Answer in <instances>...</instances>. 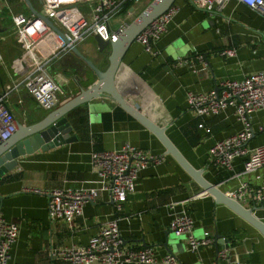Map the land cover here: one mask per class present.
Segmentation results:
<instances>
[{
    "label": "crops",
    "instance_id": "crops-1",
    "mask_svg": "<svg viewBox=\"0 0 264 264\" xmlns=\"http://www.w3.org/2000/svg\"><path fill=\"white\" fill-rule=\"evenodd\" d=\"M29 1L36 10L33 0ZM152 1L131 2L111 20L110 28L130 24ZM172 4L177 10L153 43L158 53H146L133 40L115 71L116 89L154 126L165 128L169 142L191 168L201 171L205 182L224 194L242 180L257 186L264 180V165L249 174H239L243 158L233 159L230 169L208 166L209 146L242 127L233 109L226 107L214 116H195L186 105L185 92H206L220 80H240L251 73L264 72V18L235 0H228L212 12L193 8L189 0H174ZM23 6L28 12L22 0H0V94L9 86L4 103L15 123L25 125L41 119L95 82L96 77L71 52L57 54L49 61L47 71L51 66L50 76L67 93L52 109L41 108L22 84L24 73L30 69V58L17 41L9 18L10 12L22 13ZM85 40L78 51L103 70L109 46H98L94 37ZM59 45L60 41L47 33L38 53L51 54ZM228 48L234 50L231 56L220 54ZM198 54L203 57L202 62L196 59ZM178 58H185L187 63L176 64ZM65 117L71 128L68 141L19 156L17 165L0 179V217L17 224L7 264H68L52 260L50 250L86 244L103 221L114 217L122 243L131 248L151 247L156 260L170 252L178 264H208L216 251L225 249L223 264H264V238L203 191L166 154L158 137L125 110L98 97L73 107ZM263 121L264 108L251 113L248 148L264 143L260 129ZM199 123L201 127L197 126ZM125 142L162 158L138 173L134 190L120 211H114L106 191L99 190L95 200L83 205L82 214L71 225L62 220L49 224L45 192L99 188L100 180L90 166V153L115 150ZM182 211L192 218L193 236L220 235L217 240L213 238L216 247L212 243L189 251L182 237H174L168 224ZM252 213L264 222V201Z\"/></svg>",
    "mask_w": 264,
    "mask_h": 264
},
{
    "label": "built area",
    "instance_id": "built-area-1",
    "mask_svg": "<svg viewBox=\"0 0 264 264\" xmlns=\"http://www.w3.org/2000/svg\"><path fill=\"white\" fill-rule=\"evenodd\" d=\"M40 14L48 18L63 34L67 43L50 30L39 18L31 13L27 16L20 12H10L9 18L17 41L30 58V69L22 78V84L37 104L45 109H52L67 91L58 84L47 71L49 61L59 53L70 52V44L78 46L87 38L97 36L102 41H115L128 24H119L110 28L111 20L119 14L125 0H36ZM135 2L136 0H130ZM228 0H189L195 9L212 12L220 9ZM258 12L264 18V0H235ZM84 6L83 10L81 7ZM171 4L161 14L153 18L135 36L146 53L154 56L158 52L153 43L165 30L167 22L176 12ZM138 17V16H137ZM136 19V18H135ZM49 33L60 41V45L51 54L42 56L38 53L39 45ZM232 48L220 52L231 56ZM199 62L203 61L197 55ZM185 58H178L176 64H186ZM6 91L0 94V142L9 138L16 130L12 112L4 103ZM188 109L198 117L218 114L226 107H231L242 127L239 131L213 142L207 150L208 166L230 169L235 158H243L239 174H249L264 165V143L248 148L247 141L252 135L249 123L250 115L257 109L264 108V72L251 73L240 80L223 79L206 92H185ZM201 127V123L197 125ZM260 129L264 132V121ZM162 156L154 155L127 142L115 150L92 151L90 166L100 180L99 188L54 189L45 192L47 197L46 216L49 224L62 220L68 225L82 214V207L95 200L99 190L106 191L114 211H120L121 204L134 190L138 173L148 165L155 164ZM26 190V189H25ZM29 191V190H28ZM37 192V190H30ZM245 208L253 210L264 201V180L257 186L246 181H239L230 192L225 193ZM192 218L184 211L174 215L168 224L169 231L184 239L189 251L214 243L208 236L197 238L192 234ZM17 236V224L0 217V264H7L9 250ZM52 260H62L68 264H178L177 258L166 252L155 259L151 247L131 248L122 243L116 218L106 219L97 232L86 244L52 248ZM226 250L220 249L208 264H223Z\"/></svg>",
    "mask_w": 264,
    "mask_h": 264
},
{
    "label": "water",
    "instance_id": "water-1",
    "mask_svg": "<svg viewBox=\"0 0 264 264\" xmlns=\"http://www.w3.org/2000/svg\"><path fill=\"white\" fill-rule=\"evenodd\" d=\"M174 0H153L130 24L125 31L113 42L102 41L99 37L93 36L98 44L109 46L107 65L103 70L98 69L89 59L82 55L76 47L69 45L70 52L80 59L95 75L96 80L77 94L69 98L58 107L47 112L38 121L29 124L16 123V130L6 140L0 142V179L8 171L17 165L16 159L19 156L31 154L36 150H45L70 139L68 133L71 130L65 114L73 107L87 103L92 98H106L125 110L143 126L154 133L165 147L166 154H169L194 180L203 191L209 193L216 202L225 205L245 222L252 226L264 238V222L256 218L251 209L245 208L216 187L205 182L201 177V171L191 168L182 158L178 151L169 142L164 134V127H156L147 118L135 109L118 92L114 84V74L121 60V57L128 45L134 40L136 34L145 27L150 20L161 14L169 7ZM29 13L39 18L46 26L55 32L63 43L67 40L57 27L45 16L35 10L29 0H22ZM1 202V197H0ZM179 238L178 236H174ZM220 235L214 234V239ZM181 238V237H180ZM226 241V239H224ZM165 245V244H164ZM216 247V243H213ZM228 247V243L226 244Z\"/></svg>",
    "mask_w": 264,
    "mask_h": 264
},
{
    "label": "rangeland",
    "instance_id": "rangeland-1",
    "mask_svg": "<svg viewBox=\"0 0 264 264\" xmlns=\"http://www.w3.org/2000/svg\"><path fill=\"white\" fill-rule=\"evenodd\" d=\"M32 3V2H31ZM33 4H34V6L37 8L38 7V5H37V1L36 0H33ZM22 14H24L25 16H27L28 15V12L26 11V10H24V6L22 7ZM86 41V40H85ZM51 71H52V69H51V66H50V68H49V70H48V72L49 73H51ZM53 75V74H52Z\"/></svg>",
    "mask_w": 264,
    "mask_h": 264
},
{
    "label": "trees",
    "instance_id": "trees-1",
    "mask_svg": "<svg viewBox=\"0 0 264 264\" xmlns=\"http://www.w3.org/2000/svg\"><path fill=\"white\" fill-rule=\"evenodd\" d=\"M130 4H131L130 0L123 1L122 6H121V10L123 11V10L127 9Z\"/></svg>",
    "mask_w": 264,
    "mask_h": 264
}]
</instances>
